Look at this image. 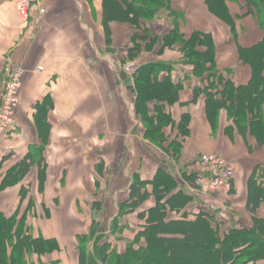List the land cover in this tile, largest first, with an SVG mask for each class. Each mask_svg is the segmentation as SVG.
<instances>
[{
    "label": "crops",
    "instance_id": "1",
    "mask_svg": "<svg viewBox=\"0 0 264 264\" xmlns=\"http://www.w3.org/2000/svg\"><path fill=\"white\" fill-rule=\"evenodd\" d=\"M44 2L47 12L41 21L36 22L29 18L22 19L14 0H0V92L7 63L22 65L26 70L19 90L20 103L14 125L0 140V155L12 153L9 160L4 162L0 174L34 144L42 145L46 163L43 192H38L34 165L21 183L0 191V211L10 216L20 207L22 213L30 198L42 205H49L51 198L58 202V195L48 196L53 180L57 182L56 189L62 190L57 194L63 200H69L65 196L68 189L77 195L84 189L92 191V196L97 195L102 187L101 180L114 174V182L123 186L125 194L134 173L151 180L165 170L185 191L191 193L194 187L184 176L188 174L186 170L192 169L188 163L201 153L217 152L234 163L232 190L227 197L200 192L199 206L208 208L212 204L202 195L226 200V204L216 211L224 229H249L255 220L264 219V203L256 208L255 215L247 206L248 178L254 166L264 162V144L258 146L255 136L247 133L252 150L249 152L224 110L214 114L213 120H210L203 98L192 101L196 83L194 79L183 81L187 70H183L181 65L183 68L184 65L178 62L181 55L177 48L162 56L146 55L135 61L138 64L158 59L177 62L173 79L182 82L184 87L179 91L178 102L168 107L175 125L167 126L165 133L176 136L182 114L187 113L189 119L188 133L183 135L179 145L180 152L173 154L144 137L143 125L134 114L136 95L132 94L120 76L125 71V64L130 62L123 61V57L132 29L125 24L112 23L111 42L108 44L101 19L102 0ZM170 2L183 15L179 30L186 36L193 30L209 33L216 47V68L229 71L236 83H246L250 79L251 69L239 59L238 48L258 43L264 37V29L260 28L256 16L245 13L244 3L241 0L226 1L231 17V25H228L208 9L206 0ZM151 30L154 34H160ZM37 67L42 70L36 71ZM134 73L131 75L134 76ZM42 107L46 110L40 124L36 113L42 111ZM98 147L103 148V177H99L96 171L99 158L94 159L93 163L88 162V165L82 160L95 158ZM108 166L115 169L107 170ZM97 180L100 182L99 188H96ZM21 184L25 185L27 191L23 200L20 197ZM77 198H71V205ZM152 205L154 199L147 201L142 208L147 209ZM188 210L194 212L189 206L186 207ZM137 222L139 229L141 222ZM47 238H55L59 249L41 256L40 264H66L65 248L58 235ZM120 241L117 245L123 251L125 247ZM74 254L72 263L78 264V251ZM245 264H264V256Z\"/></svg>",
    "mask_w": 264,
    "mask_h": 264
},
{
    "label": "trees",
    "instance_id": "2",
    "mask_svg": "<svg viewBox=\"0 0 264 264\" xmlns=\"http://www.w3.org/2000/svg\"><path fill=\"white\" fill-rule=\"evenodd\" d=\"M226 1L206 0V4L214 15L231 25ZM241 1L245 13L256 16L260 28L264 29V0ZM182 16L172 7L170 0H102L101 19L108 44L112 23L125 24L132 29L123 61H136L152 54L162 56L177 48L181 55L178 62L191 66V71L184 73L183 81L194 79L196 83L192 101L203 98L210 120L224 110L251 152L247 133L255 136L258 146L264 144V37L250 47L238 48L239 59L251 69L250 79L238 84L229 71L216 68V47L209 33L193 30L186 36L179 30ZM156 21L168 24L160 34H154L149 25ZM176 70L177 62L158 59L139 64L133 76L136 90L134 114L143 125L144 137L173 154L180 152L179 145L183 135L188 133L189 119L187 113L182 114L176 136L165 133L167 126L175 125L168 107L178 102L179 91L184 87L182 82L173 79ZM41 109L36 113L40 124L46 110ZM228 136L231 138L229 130ZM42 152V145L34 144L0 174V191L21 183L36 165L38 192H43L46 163ZM11 156L12 153L0 155V169ZM196 169L195 161L190 173L184 175L187 181L196 180ZM96 171L99 177L104 176L102 158L98 159ZM162 172L151 180L134 173L126 194L117 201L116 217L135 214L141 222L124 250L120 251L118 242L112 243L109 235L102 234L100 223L92 218L87 231L75 235L78 264H245L264 256V219L255 220L249 229L220 228L216 225L220 223L213 221V211H186L193 196L167 170ZM95 184L96 188L100 187L98 180ZM247 184V206L255 215L256 208L264 203V162L254 166ZM24 188L25 185L21 184V200L27 192ZM150 199H154V205L143 209ZM33 205L30 198L22 213L20 207L10 216L0 211V264H40L41 256L59 249L55 238L32 234L27 219ZM91 209L99 212L100 201H93ZM121 238L117 237V240ZM90 240L94 246L88 252L87 242ZM32 255L39 259H30Z\"/></svg>",
    "mask_w": 264,
    "mask_h": 264
},
{
    "label": "rangeland",
    "instance_id": "3",
    "mask_svg": "<svg viewBox=\"0 0 264 264\" xmlns=\"http://www.w3.org/2000/svg\"><path fill=\"white\" fill-rule=\"evenodd\" d=\"M150 28L154 29L155 31L163 32L168 27V24L164 21H156L155 23L149 24ZM161 30V31H160ZM175 49V48H174ZM135 64V66L138 64L135 61H130ZM139 65V64H138ZM184 65V64H183ZM183 70L191 71V66L189 65H181ZM184 71V72H185ZM132 74V73H131ZM131 74H128L129 76ZM2 86V85H1ZM20 97V95H19ZM20 101V98H19ZM96 157H90L87 159H82L85 161V163L88 165L89 163H93L94 159H98L103 157V148H97L96 149ZM206 153H212V152H206ZM204 154V153H201ZM199 154L197 157L193 158L188 165H193L195 161H198V157L201 155ZM220 154V153H219ZM89 156H92L91 154ZM224 157V156H223ZM225 158V157H224ZM120 160V159H119ZM197 167H199V164L197 163ZM187 168V167H186ZM88 168L86 167L85 170ZM114 167H107V170H114ZM191 169V168H189ZM188 173H190V170H186ZM115 177L116 174H114L113 177L107 176V178H104L101 180L102 187L100 188L97 195L92 196V191H89L87 189H84L81 191V193L74 194L71 189H68V192L65 193V196H68L69 200L61 199L59 198L60 195L57 193H60L62 190L56 189L58 187L57 182L53 180V182L50 184V187L48 189V196L50 197H56L58 198V202L56 199L51 198L48 203L49 205H42L41 203H38V200H36V203H34L33 208L30 212V217L28 219V223L31 227V232L33 235L41 234L47 237H50V235H58V237L61 240V245L65 248V261L66 264H73L72 259L74 257V253L77 252V243L75 242V234H81L85 233L90 220L92 218H96L97 221L100 223V232L104 235H109V240L112 243L119 242L117 240L122 237L120 243L121 245L125 246L126 242L131 241L134 237V233L138 229L137 225V219L135 218L134 214L116 217L117 215V208L116 204L117 201L120 200V198L124 197L125 191L122 189L119 183H115ZM195 180V179H194ZM194 189L191 191V195L193 196V201L189 205V209L194 210V212L198 211H213V221L214 223L217 221L219 222V218H217V210L222 208V205L224 206L226 203V200H222L220 198L213 197L210 199V197H205L202 195L205 199H209L208 201L212 202V204H209L208 208L199 206V200L200 199V191L198 189V185L196 184V181L191 182ZM216 194L221 197V195L217 194L216 192H208ZM78 197L75 200V203L71 205V198ZM93 201H100L101 203V210L99 212H94L91 209V205ZM220 223V222H219ZM227 224V223H226ZM218 225V227H223V225ZM117 235V237H116ZM94 246L93 240H90L87 242V250L88 252L91 251V248ZM36 255L30 256V259L36 260ZM38 258V257H37ZM238 258V254L236 255V258ZM39 259V258H38ZM41 260V259H39ZM37 264V263H36Z\"/></svg>",
    "mask_w": 264,
    "mask_h": 264
},
{
    "label": "built area",
    "instance_id": "4",
    "mask_svg": "<svg viewBox=\"0 0 264 264\" xmlns=\"http://www.w3.org/2000/svg\"><path fill=\"white\" fill-rule=\"evenodd\" d=\"M17 13L22 19L41 21L47 12L44 0H14ZM138 66L128 62L124 70L134 73ZM42 70L37 67L36 71ZM26 70L22 65L7 63L4 68L0 92V140L13 127L19 107V90ZM199 167L196 169V184L202 193L216 192L227 197L232 189L235 166L217 152L204 153L198 157Z\"/></svg>",
    "mask_w": 264,
    "mask_h": 264
},
{
    "label": "water",
    "instance_id": "5",
    "mask_svg": "<svg viewBox=\"0 0 264 264\" xmlns=\"http://www.w3.org/2000/svg\"><path fill=\"white\" fill-rule=\"evenodd\" d=\"M120 76L124 80L125 85L127 86V88L131 89L132 94L136 95V91H135V89L133 87V83H132L133 82V80H132L133 75L129 76L125 71H122L120 73Z\"/></svg>",
    "mask_w": 264,
    "mask_h": 264
}]
</instances>
